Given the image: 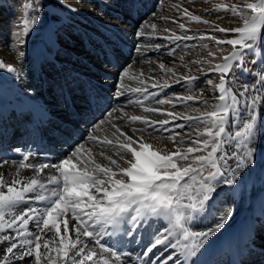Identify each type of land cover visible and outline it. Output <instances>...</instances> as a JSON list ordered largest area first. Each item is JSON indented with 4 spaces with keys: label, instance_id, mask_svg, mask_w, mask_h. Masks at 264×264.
<instances>
[{
    "label": "snow or ice",
    "instance_id": "snow-or-ice-1",
    "mask_svg": "<svg viewBox=\"0 0 264 264\" xmlns=\"http://www.w3.org/2000/svg\"><path fill=\"white\" fill-rule=\"evenodd\" d=\"M129 3L135 6V0ZM23 7L18 38L27 36L36 25L35 16L28 14L36 8L32 3ZM173 7L179 16L163 19L178 23L187 17L209 23L182 4ZM214 11L230 12L242 24L192 35H177L175 29L166 28L163 32L171 35H157V25L145 22L136 33L176 47L187 48L186 42L193 39H210L217 48L231 46L232 51L220 57V62L213 63L216 54L212 52L205 61L208 71L204 75L219 76V83L203 81L218 93L214 101L203 99L204 89L195 83L200 78L190 70L180 74L175 64L145 61L155 65L151 71L158 69L160 78L146 77L141 71L137 79L143 87L132 88L124 83L131 67L127 65L114 98L135 95L127 104H135L144 114L109 106L102 119L94 122L85 143H78L58 163L33 162V153L15 149L21 154L19 161H12L15 171H0V264H124L122 258L128 264H200L202 250L224 228L232 209L206 230H194L192 222L212 215L218 185L234 186L237 177L254 167L257 128L264 133V67L255 74L254 84L233 87L238 83L237 72L244 73L245 57L257 63V48L264 64V0H242V6L217 5ZM178 28L189 31L184 23H178ZM151 47L137 45L136 51L143 54ZM154 47L159 51L162 46ZM175 52L176 48H168L169 55ZM4 69L16 70L0 60V70ZM198 70L204 72L203 65ZM174 84H191L200 88V95L161 97L160 92L149 91V87L163 89ZM161 139L170 141L172 148L156 143ZM6 164L7 159H0V169ZM22 170H31V174L22 175ZM130 242L140 251H125Z\"/></svg>",
    "mask_w": 264,
    "mask_h": 264
},
{
    "label": "rangeland",
    "instance_id": "rangeland-1",
    "mask_svg": "<svg viewBox=\"0 0 264 264\" xmlns=\"http://www.w3.org/2000/svg\"><path fill=\"white\" fill-rule=\"evenodd\" d=\"M248 2H254V0H248ZM26 3H32L34 8H36L35 12L29 10L28 13L29 16H35L36 25L27 36L21 35L18 38L16 33L20 32V23L24 15L23 6ZM177 4H182L194 15L201 16L202 20H206L209 23L194 22L184 17L178 20V23H184L189 31L183 33L178 28V23H173L171 19H163L164 17L179 16V13L173 7V5ZM224 4L242 6V0H135L134 7L130 5L129 0H0V60L13 64L16 69L11 73L7 72L6 69L0 70V94L6 98H11L16 94L14 88H10L2 80L1 72L3 71L19 77L22 81L18 85L24 90H31L27 83L30 82V76L34 75H31L29 64L31 59L35 56L38 57L36 54L37 49L40 48L39 44L46 42L48 44L47 50L50 51V54H39L37 62L39 70L36 80L39 84H42L45 79L49 82L48 90H53L54 84L57 83V75L60 74L65 79L75 81V86H69V91L75 95L74 90L84 87L81 84V80L89 78L97 90H102L101 94H104L101 97L102 102L97 105L96 113L91 111L95 115L94 117H98V121L102 119L100 111H102L101 108L104 102L114 107H124L125 111L130 114H144L142 109L135 104H127L128 99H136L135 95L126 93L125 96L120 97L118 100L114 99V94L108 93L105 83L106 80L112 78L117 85L120 74L127 65H131V67L128 69V76L125 77L124 83L132 88L143 87V85L138 83L137 79L141 71L146 77L153 76L159 79V70L151 71L155 65L145 61L163 62L166 66L175 64V71L180 74H188L190 70L192 75L200 78L195 83L204 89L203 99L214 101V97L218 93H214L203 81L212 79L214 83H219V76L214 73H209L207 76L204 75L208 71L205 61L206 59H211L208 57V53L212 52L216 54V59L213 63L220 62V57L228 55L232 51L231 46L225 45L217 48L214 45V41L210 39H193L186 42L187 48L182 45L181 47H176L175 44H170L164 39L154 38L147 40L144 37H137L136 33L145 22L157 25V35H171V33L163 32L166 28L175 29L177 35H192L193 33L210 32L213 27L230 29L240 26L242 24L240 17L233 16L230 12L214 11L217 5ZM65 5L70 7H65ZM209 12L211 14H208ZM153 13H155L154 16L152 15ZM144 31L151 32L152 30L145 28ZM218 38H220V34H218ZM145 44L152 45V47L143 54L137 53L136 46L140 45L143 47ZM155 45H161L162 47L157 51L154 47ZM204 45L208 47L204 48ZM169 47L176 48L175 55L168 54ZM103 50H108L112 56L107 54V52L103 55L105 53ZM20 53H23V56ZM94 54L97 55L98 59L92 57ZM181 57H183V61H181ZM252 59L253 57L251 56L245 57L244 73L237 72L238 83L233 86L234 90L242 84H254L256 82L255 74L264 67V64L260 63V48L256 49L254 58L257 63L250 62ZM95 61L98 62L95 63ZM196 61L203 65L204 72L198 70L200 65L194 63ZM104 69H109V71L111 69L113 75L111 73L110 75L112 77L108 78V76H105L103 73ZM169 82L171 83V81ZM149 91H158L161 97L165 95L171 97L173 93L200 95V88H194L191 84H185L183 87L179 84H174L171 88L163 89L149 87ZM35 95L39 96L40 94ZM76 95L79 96L78 93ZM145 103L149 104L150 102L146 101ZM151 106L157 105L151 104ZM197 106L195 104L192 105V107ZM177 110L184 111L183 108H178ZM188 114L196 115L194 112H189ZM91 118L90 116L89 120H92ZM94 122L92 121L93 124ZM66 123L79 133L89 134L91 132L90 130L86 131L85 127L88 126L86 121L79 122V120L70 116ZM8 127L13 132L11 138L16 135L21 138L24 135V131L27 132L26 127L17 129L14 125L12 126V123H9ZM200 127L202 128L203 126L201 125ZM233 130L229 128V131ZM189 131L195 135L194 129H189ZM58 132L60 136L64 137L67 131L60 129ZM163 135L166 136L167 133ZM46 137H49L48 134H46ZM86 138L81 141V144L85 143ZM156 143L167 145L168 147V144L171 145V142L167 139H161L156 141ZM253 144L256 148L255 161H264V133L261 132L259 127L257 128ZM237 178L241 180L242 176ZM243 184L245 182H242V187L245 186ZM227 188H229L227 185L217 186V190L222 191V200L216 206L218 214H223L229 208L232 209L234 207L230 192L225 190ZM262 215L264 219V212ZM213 223L214 218L210 219V224ZM262 231L263 229L259 228L252 229L249 235L251 238L250 250L253 245V249L260 248L262 245V240L264 239L260 234Z\"/></svg>",
    "mask_w": 264,
    "mask_h": 264
},
{
    "label": "bare ground",
    "instance_id": "bare-ground-1",
    "mask_svg": "<svg viewBox=\"0 0 264 264\" xmlns=\"http://www.w3.org/2000/svg\"><path fill=\"white\" fill-rule=\"evenodd\" d=\"M39 46L36 54L38 57L39 54H50L46 42H41ZM103 52H105L103 55L106 52L111 55L108 50H103ZM38 57L35 56L31 59L29 64L31 75H34L30 76V82L27 83L31 90H24L18 85L22 81L19 77L10 75L6 71L1 72L2 80L7 86L14 88L16 93L11 98L3 97L0 94V159L9 161V164L4 165L0 171L6 174L15 171L12 161H19L21 158V154L15 151L16 148H20L22 152L33 153V162L46 159V161L58 163L61 158L67 156L88 135L79 133L67 125L66 120L70 116L79 122H88V126H84L86 131L92 130V121L98 122V117H94L95 115L91 111L96 113L97 105L102 102L101 97L104 95L101 94L102 90H97L89 78H84L81 80L84 87L74 90V95L69 91V86H75V81L65 79L60 74L57 75L54 89L48 90L49 82L44 79L42 84H39L36 80L39 70L37 67ZM92 57L98 59L96 54ZM103 73L108 78L113 75L111 69L110 71L104 69ZM113 81L112 78H109L105 83L109 94H114L116 91V84ZM38 93L39 96L35 95ZM103 104L101 114L111 106L106 102ZM90 116L92 120H89ZM9 123H12V126L14 125L17 129L26 127L27 132L24 131L21 138L17 135L11 138L13 132L8 127ZM60 129L67 131L68 135L60 136L58 132ZM46 134L49 137H46ZM168 145L169 148H172V144ZM30 174L31 170H22V175ZM237 179L236 185L228 186L229 188L225 189L230 192L231 199H233L232 214L224 222V228L210 238L206 249L202 250V255L199 256L200 264H264V239L260 248L253 249L254 245L251 246V250L249 248L251 243L249 235L253 228L263 229L260 234L261 237H264V219L262 217L264 212V161L255 162L254 168L250 172H245L241 180ZM242 182H245L244 187H242ZM221 198L222 191L217 190V195L212 202L214 208L212 215L205 219L194 220L192 222L194 230H206L209 227H214L216 221L225 215V213L218 214L216 210ZM212 218H214V223L210 224ZM30 227L32 226L30 225ZM61 227L63 226L61 225ZM148 231L149 229H145V232ZM144 242L147 243V239ZM163 247L160 246L159 250H162ZM128 250L138 252L140 248L136 243L130 242L125 246V251ZM171 251L172 249H169V252ZM167 254L166 252L165 255ZM122 259L124 264H128L126 258Z\"/></svg>",
    "mask_w": 264,
    "mask_h": 264
}]
</instances>
